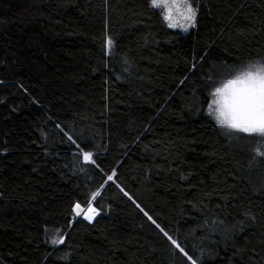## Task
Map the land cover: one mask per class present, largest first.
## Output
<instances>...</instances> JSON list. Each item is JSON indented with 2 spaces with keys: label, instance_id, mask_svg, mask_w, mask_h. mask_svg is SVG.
<instances>
[{
  "label": "trees",
  "instance_id": "16d2710c",
  "mask_svg": "<svg viewBox=\"0 0 264 264\" xmlns=\"http://www.w3.org/2000/svg\"><path fill=\"white\" fill-rule=\"evenodd\" d=\"M191 2L185 34L150 0H0V264H188L140 208L203 264H264V145L208 115L264 61V0Z\"/></svg>",
  "mask_w": 264,
  "mask_h": 264
},
{
  "label": "snow or ice",
  "instance_id": "6c2138e0",
  "mask_svg": "<svg viewBox=\"0 0 264 264\" xmlns=\"http://www.w3.org/2000/svg\"><path fill=\"white\" fill-rule=\"evenodd\" d=\"M150 6L154 9H161L164 12V19L168 22L169 28L180 27L184 32L197 26L198 6L194 7L191 0H150ZM107 45L111 47L112 40L108 38ZM193 68L195 65L193 64ZM185 79H187L185 77ZM3 83V81H0ZM183 83V81H181ZM211 102L208 103V115L215 118L216 122L231 133H241L245 137L258 138L260 145H264V63L257 61L249 63L245 67L236 70L229 78L219 82L214 90L210 91ZM79 153L82 155L85 163H95L93 154L85 151L87 145L83 148L71 136L68 137ZM257 155L264 157V152L257 149ZM115 173L107 177L108 181H113ZM121 191H124L121 189ZM100 190L91 194L86 207L76 202L72 207V212L76 217H82L84 220L93 221L100 215L97 207L93 206L97 197L100 196ZM128 196L127 192H124ZM129 199H132L129 196ZM138 208L139 204L136 205ZM140 211L150 220L167 240L181 253L188 264H203V253L200 257L194 259L189 255L185 248L181 246L177 239H174L164 230L143 208ZM255 221V217H250ZM63 236L52 239L53 245L64 244ZM259 253H257V256Z\"/></svg>",
  "mask_w": 264,
  "mask_h": 264
},
{
  "label": "rangeland",
  "instance_id": "374dc122",
  "mask_svg": "<svg viewBox=\"0 0 264 264\" xmlns=\"http://www.w3.org/2000/svg\"><path fill=\"white\" fill-rule=\"evenodd\" d=\"M194 6V5H193ZM159 11H161L162 12V15H163V17H164V12H163V10H161V9H158ZM165 20V19H164ZM165 22L167 23V26H168V22L165 20ZM171 30H174V31H179V32H182V33H185V34H187V33H189V32H191L194 28H192V29H189V31L188 32H184L183 30H182V28H180V27H176V28H170ZM257 62V61H256ZM260 62H262V63H264V61H260ZM253 63H255V62H253ZM218 86V85H217ZM212 90H214V87H213V89ZM211 90V91H212ZM210 95V94H209ZM210 102H211V96H210ZM210 117V119L211 120H213L222 130H224V131H226V132H228V130L227 129H225V128H222L217 122H216V120H215V118L214 117H212V116H209ZM82 207H86V206H82ZM75 216V215H74ZM76 217V216H75ZM98 217V216H97ZM96 217V218H97ZM79 218H82V217H79ZM96 218L93 220V221H91V223L92 222H94L95 220H96ZM87 221V220H86ZM88 222H90V221H88ZM54 238H59L58 237V235H56Z\"/></svg>",
  "mask_w": 264,
  "mask_h": 264
}]
</instances>
